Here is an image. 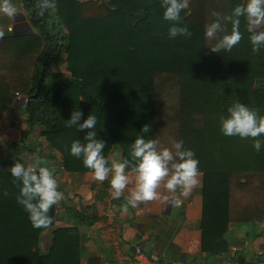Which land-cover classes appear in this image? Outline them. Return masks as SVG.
I'll list each match as a JSON object with an SVG mask.
<instances>
[{
    "label": "trees",
    "instance_id": "16d2710c",
    "mask_svg": "<svg viewBox=\"0 0 264 264\" xmlns=\"http://www.w3.org/2000/svg\"><path fill=\"white\" fill-rule=\"evenodd\" d=\"M241 2L189 0L181 26L191 38H169L172 22L163 18L160 0H22L34 32L0 38V118L16 102L28 127L42 126L48 147L61 155L48 163L56 172H89L70 154L71 142H83L87 131L65 127L76 109L81 120L97 116L106 156L117 148L130 158L138 135L167 147L183 140L199 161L201 248L223 251L229 224L264 221V145L257 152L251 139L224 136L218 121L237 99L264 115V47L253 51L244 18L243 39L231 51L211 52L215 41L204 36L212 10L229 14ZM61 59L66 73L56 70ZM145 124L147 134L140 132ZM33 147L23 141L0 146V264H80L83 257L86 264H106L87 256L78 209L74 223L54 228L40 249L45 229L34 228L17 203L9 171Z\"/></svg>",
    "mask_w": 264,
    "mask_h": 264
},
{
    "label": "clouds",
    "instance_id": "9594fccd",
    "mask_svg": "<svg viewBox=\"0 0 264 264\" xmlns=\"http://www.w3.org/2000/svg\"><path fill=\"white\" fill-rule=\"evenodd\" d=\"M188 5L189 0H160L163 18L172 22L168 28L169 38H191L192 32L188 27L181 26V12ZM17 14L14 0H0V17L14 19ZM210 15L214 19L205 25L204 36L215 41L208 46L211 52L231 51L241 42V18L246 21L253 51L259 52L264 47V0H242L229 14L221 15L212 10ZM5 34V27L0 25V38ZM82 115V111L76 109L65 120V127L87 130L83 142L80 139L71 142L70 154L82 159L93 181H109L111 198L119 200L123 197L125 211L128 207L136 208L156 200L178 203L177 192L187 198L198 185L199 161L195 153L184 146L183 140L173 139L171 146L167 147L162 146L158 139L138 135L130 145V158H124L119 151H112L106 156V141L98 138L95 130L97 116L90 113L81 120ZM218 121L224 136L251 139L257 152L264 145V140H261L264 136V115L238 99L227 104L226 112L219 115ZM150 130V125L145 124L140 132L147 134ZM9 171L12 183L19 188L17 203L28 214L32 226L36 229L50 228L53 223V217L49 215L51 209L65 199L63 192L58 190L56 168L37 155L24 162L16 161ZM161 188L172 196L162 197ZM3 195H9L6 189Z\"/></svg>",
    "mask_w": 264,
    "mask_h": 264
},
{
    "label": "crops",
    "instance_id": "0c3cea01",
    "mask_svg": "<svg viewBox=\"0 0 264 264\" xmlns=\"http://www.w3.org/2000/svg\"><path fill=\"white\" fill-rule=\"evenodd\" d=\"M21 2L22 0H14L18 8L14 19L0 17V25L5 27V33L34 32L22 10ZM8 26H11V30H7ZM20 110L18 106L14 110L12 104L1 116L0 146L7 148L11 142L24 139L28 145L37 143L36 155L24 153V161L39 154L48 163L53 158L55 164L60 162L61 155L51 150L41 136L43 127H28ZM16 114L23 116L19 118L18 127L12 120ZM23 125L26 126V131H21V139L19 132L21 127L25 128ZM24 137H27V141ZM43 142L50 151L48 159ZM56 177L58 190L63 192L65 199L55 206L54 228L71 226L74 221L67 210L78 209L84 217L80 218L79 229L86 254L98 257L103 263L123 264L124 257L135 247H141L158 255L161 260L159 264H264V221L260 220L245 225L229 224L223 251L209 254L207 250H202L199 229L201 174L198 177L199 183L190 196L185 198L179 192L175 194L178 203L156 200L136 208L128 207L127 211L123 208V197L119 200L111 198L107 179L97 182L91 179L89 172L67 171L56 172ZM159 191L162 197L172 196L163 188ZM86 258H81L80 264H86Z\"/></svg>",
    "mask_w": 264,
    "mask_h": 264
},
{
    "label": "rangeland",
    "instance_id": "374dc122",
    "mask_svg": "<svg viewBox=\"0 0 264 264\" xmlns=\"http://www.w3.org/2000/svg\"><path fill=\"white\" fill-rule=\"evenodd\" d=\"M63 59H61L58 63H57V66H56V70H58V71H60V72H63V73H66L65 72V70H64V63H63V61H62ZM17 97V96H16ZM17 101V100H16ZM18 103H14L13 104V106H14V110L16 109V106H18L17 105ZM21 111H22V109H21ZM20 113H22V112H20ZM22 114H16L15 115V117H14V119H12L13 120V123L15 124V126H19L20 125V122H19V118L21 117H23V116H21ZM25 128H23V127H21V129H20V132H19V136H20V138L22 139V134H21V131H26V126L25 125H23ZM20 128V127H19ZM23 128V129H22ZM25 138V140L27 141V137H24ZM24 139H22V141H23ZM24 142V141H23ZM25 143V142H24ZM32 144H34V143H30L29 144V146L30 145H32ZM36 145H37V143H35ZM43 145H44V142H43ZM44 147H45V149H46V157H47V159H48V156L50 155V151L46 148V146L44 145ZM34 149L32 150V151H34L33 152V154H35L36 152V148L35 147H33ZM113 151H118L117 150V148H114L113 149ZM36 155V154H35ZM39 155V154H38ZM51 160V159H50ZM69 213L71 214V219L73 220V221H75V219L72 217V216H74V211L73 210H69ZM67 217H68V215H67ZM53 228H54V223H53V225H52V227H50V228H48V229H45L43 232H42V234H41V238H40V241H39V247H40V249L41 250H45V248H47L48 247V244H49V241H50V237H51V232H52V230H53Z\"/></svg>",
    "mask_w": 264,
    "mask_h": 264
},
{
    "label": "built area",
    "instance_id": "2783aa9c",
    "mask_svg": "<svg viewBox=\"0 0 264 264\" xmlns=\"http://www.w3.org/2000/svg\"><path fill=\"white\" fill-rule=\"evenodd\" d=\"M7 30H11V26H8ZM15 96L18 97L17 92H15ZM232 250H235V247H232ZM123 259V264H159L161 262L158 255L147 252L141 247H135L133 251Z\"/></svg>",
    "mask_w": 264,
    "mask_h": 264
},
{
    "label": "water",
    "instance_id": "95a60500",
    "mask_svg": "<svg viewBox=\"0 0 264 264\" xmlns=\"http://www.w3.org/2000/svg\"><path fill=\"white\" fill-rule=\"evenodd\" d=\"M23 100V99H22ZM11 157V153L10 152H7L6 153V158L8 159V158H10Z\"/></svg>",
    "mask_w": 264,
    "mask_h": 264
}]
</instances>
